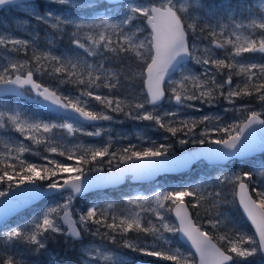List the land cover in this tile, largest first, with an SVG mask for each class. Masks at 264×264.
<instances>
[{
  "label": "snow or ice",
  "instance_id": "6c2138e0",
  "mask_svg": "<svg viewBox=\"0 0 264 264\" xmlns=\"http://www.w3.org/2000/svg\"><path fill=\"white\" fill-rule=\"evenodd\" d=\"M51 2L71 8L85 4L100 7L91 0L85 4L79 0ZM199 5L200 0H126L123 16L112 22L105 16L77 21L51 10L42 12L34 0H0V8H15L59 33L75 29L70 41L74 48L67 56L41 52L33 39L0 34V49L5 53L0 55V130L22 137L0 140V186H4L0 197L7 198L0 202V216L41 197H59L27 224L3 233L6 245L21 240L41 253L46 250L45 241L58 236H63L65 243L71 240L81 245L85 235L99 236L171 264H242L249 257L264 254V170L220 173L213 178L214 183L157 185L150 195L126 197L129 207L119 213L111 203H93L82 211L74 208L77 198L90 189L119 184L110 177L124 179L131 174L136 179L137 172L174 159V145L167 142L171 138L180 145L211 146V161L217 166L257 148L264 151V61L244 56L258 53L264 57V15L248 24L229 16V26L211 23L215 13L208 12L201 27L189 22L194 19L191 9ZM216 50L223 55H217ZM13 54L31 58H13ZM189 63L202 70L193 71ZM131 64L137 69L138 91L131 85L126 87L125 73ZM44 77L50 83H43ZM69 85L75 91H65ZM26 93L31 94L27 97L30 103L57 119H41L20 105L3 103L8 95L24 97ZM244 98H254L260 109L247 103L238 105L237 101ZM166 100L174 102L175 110L162 109ZM221 100L242 118L224 123L219 115H182L183 110L196 108L194 102L212 106ZM114 114L153 122L170 136L163 137L165 142L138 137L139 144L129 142L121 147L113 146L111 136L95 144L77 142L80 135L101 137L104 128L87 130L84 125L113 121ZM199 126L203 130L197 132ZM254 126L262 129L259 142ZM26 141L44 145L47 153L71 163L42 155ZM186 153L190 156L191 151ZM25 154L40 157L42 162H29ZM204 159L209 160L201 157L192 163ZM210 187L212 191H208ZM209 197L211 208L206 207ZM186 198L191 202L186 203ZM228 204L242 209L254 226L253 235L243 234L221 211ZM201 208L205 209L204 216ZM168 234L183 239L194 251L174 245ZM86 251L89 257H96L90 264H100L101 260L128 264L122 257L97 248ZM0 264L26 262L7 255Z\"/></svg>",
  "mask_w": 264,
  "mask_h": 264
},
{
  "label": "rangeland",
  "instance_id": "374dc122",
  "mask_svg": "<svg viewBox=\"0 0 264 264\" xmlns=\"http://www.w3.org/2000/svg\"><path fill=\"white\" fill-rule=\"evenodd\" d=\"M242 1L243 2H241L240 0H223V2H222L223 8L220 10H217L215 8L210 7L209 4H207L205 2V0H201L199 6L193 7L191 9V15L194 19L189 20V22L190 23H192V22L197 23V21L200 19L207 22V17L205 16V13H208V12L215 13V18H213L210 21L211 23L216 24L217 22H219L220 24L229 25V26H231V20L229 19V16L232 19H235L237 22L242 21L243 23L248 24L251 19H253V18L259 19L262 15H264V0H251V1H246V2H244V0H242ZM34 2L39 6V8L42 12L45 10H51L56 14H60L64 17H68V18H73V19H76L77 21L84 20V19H92L93 17H96V16H105L106 18L112 20V22L119 21V19L123 16L124 7L126 4V2L125 3H119L117 5H113L112 7H108L107 9H101V8H103V7H101V8H98L97 11L94 12V13H96L94 16L81 15V16L77 17L74 15L75 9H72L68 5H61L58 3H52L51 0H34ZM79 2H81L82 4H85V0H79ZM98 2L99 1L91 0V3H93V4L98 3ZM61 6H63L64 8H62ZM79 8H92V7L87 6L85 4V6H82ZM240 8H243V10H244L243 13L241 12ZM4 11L5 12L1 14V18H0V34H4V33L13 34L14 33L17 36H23L24 38L33 39L34 43L37 45L38 49L41 52L51 51L53 54H56V55L63 54L66 56L71 54L70 49H73L74 46L73 45L68 46L66 44H63L62 41L60 40L61 38L64 37V35H63L64 32L59 33L57 30L51 29L48 25L37 24V22L35 20H31L30 17H26L24 15V13L18 11L15 8L7 7ZM195 18H200V19L197 20ZM29 21H30V23H29ZM70 30L74 31L75 29L73 27V28H70ZM67 31H68V29H66V32ZM217 31H219V28H217ZM255 31H256L257 35L261 34L259 29H256ZM228 34H229V32L226 30L225 35H228ZM243 34L247 35L248 33L244 32ZM49 41H52L51 45L48 43ZM203 46L204 45L202 44L201 48H203ZM228 50L229 51L231 50L230 46H229ZM216 51H217V55H219V56L223 55L222 51H220V50H216ZM3 54H5L4 50L0 49V55H3ZM244 56L246 59H249L252 61H264V57H261L260 54H258V53H256V54L245 53ZM13 58H18V59L28 58V59H30L31 57H30V55L28 57H25V56H23V54L16 57L15 54H13ZM0 62H2V61H0ZM188 67L191 68L195 72H199L202 70L200 66H197L194 63H189ZM136 71H137V69H136L135 65L133 64L132 66L128 67V70L125 74L131 75V76H133V78L138 79V77H136L134 75V73ZM134 81H136V80H134ZM133 83H137V82H133ZM189 86H191V85H189ZM126 87H127V84H126ZM64 90L65 91H75V89H72L70 85L66 86V88ZM136 90L138 91L139 88H137ZM3 103H6L9 107H14L16 105H20L22 108L26 109L28 112L37 114V116L41 119H45V120L57 119L56 116L46 114L45 112H43L39 108H36L34 106H30L28 104H24L21 101H15V100H11L9 98H3ZM194 103L196 104V108L183 110V113H182L183 116L199 118L203 115H219L222 118L224 123H231L233 120H237V119L242 118L241 113L231 110L230 106L224 100H221L219 102V104L212 105V106L207 105V104H201L200 102H194ZM246 103L252 104L256 110L260 109V105L258 104V102H256L254 100V98H244L243 100L237 101L238 105L239 104H246ZM226 108L229 109L227 112L225 111ZM162 109L168 110V111L175 110L174 102L170 104L166 100L165 103L162 105ZM114 115H115V118L113 121H103V123H101V124L97 123L94 125H84V127L87 130H93L94 127L104 128L105 132L102 133L101 137H88V136L80 135L78 137L77 142H82L85 144H95V143H100L102 141H106L108 139V136H111L113 138V146L114 147H121V146L127 145L129 142H131L133 144H139L140 139H138V137H147V138H151L153 140H156L158 142H165L163 140V137L165 135L170 136V134L165 133L162 129H158L154 125L153 122L135 121V120H131V119H126L125 117H123L122 115H119V114H114ZM209 126H211V125H209ZM202 130H203V126H199L196 129L197 132H200ZM12 136H14L17 139H22V137H20L18 133L0 130V140H7L9 137H12ZM69 139H71V138H69ZM167 142L173 143L174 147H173L172 151L174 154L178 153L182 150L188 149V148H193V147L199 146V144H191V143H189L188 145H180V144L175 142V138H171ZM26 143H28L35 151H39L42 155H49L51 158H55V159L60 160L62 162L71 163L70 161H66L64 157H59V156H56L55 154L47 153L45 151L44 145H39V146L32 145L30 141H26ZM2 150H3V146H2V144H0V151H2ZM25 159H27L29 162H36V163L42 162L40 157L31 155V154H25ZM237 161L236 162L232 161L230 163V167H217V168L213 169V171L210 174L206 175L204 173H201V174H199V175H197V176H195L189 180H183V181L175 182V181H172L171 179H163V180L157 182L155 185L149 186V187L143 189L142 192L136 193L133 195H129V196L135 197L137 195H141V196L150 195L154 186H157V185H163L164 187H169V186H174L177 184H192V183H197V182L214 183L213 178L216 177L217 175H219L220 173L227 172V174H229L232 172L241 171L242 170V164L245 165L246 162H242V160L241 161L237 160ZM263 161H264V154L262 157L260 156L259 158H257V160L254 162V163H258V164H256V166H251V167L257 171L264 170V166L260 163ZM200 164H203V163H200ZM200 164H198V165H200ZM107 167L108 166L105 165L106 169H107ZM202 170L203 169H200L199 172H201ZM2 187H4V186H0V188H2ZM212 190L213 189L211 187L208 189V191H212ZM205 195H207V193H205ZM129 196H126V197H129ZM55 199H59V197L50 198V201L47 202L38 211H35L32 213L30 212L27 216H24V218H22L18 222L12 223L8 227L3 228L0 231V236L2 237V239H0V241L1 242L4 241L5 238H4L3 233H5L7 230H9L10 227L27 224L39 212H42L45 208H47L48 206L53 204ZM93 203L99 204L101 206H105L108 203L112 204V201H110V199H100V198L89 199L86 196L85 197H78L74 203V208L76 211L86 210V208ZM208 204H211V206H212V201H211L210 197L206 203V206ZM221 211H223V210L221 209ZM223 212L226 213L231 218L234 225L237 228H239V230L243 234L251 235L237 221H235L232 218L230 213H227L226 211H223ZM168 235L170 238H172L171 234H168ZM132 239H134V237H132ZM172 239H173L174 245L180 246V247H182V249H184L186 251H190L188 248L181 245V243L178 240H176L175 238H172ZM7 244H9V242ZM78 244H79V249L83 255L82 260H83L84 264H90V261H95V259H96L95 254H93L91 257H89V255L86 251V249H88V248L100 249L101 251L107 252L109 255L122 257L127 262L131 261V262H133V264H138L137 263L138 261H149L150 260L149 256H145V255H142V254L137 253V252H135L136 258H134V259L130 258L127 254L122 255L125 252L120 251L112 243L106 242V241L101 240V239H97V240L91 239L89 241L84 240L83 245H81L80 243H78ZM2 254L3 255L1 256V258H5L7 255H13L15 259L25 261L20 256V249L17 248L16 246H14V247L9 246L5 251L2 250ZM25 262H26V264H28L27 261H25ZM100 264H111V262L110 261L106 262V261L101 260ZM242 264H264V257L262 254L259 255V253H258L257 255H255L253 257L247 258L245 261L242 262Z\"/></svg>",
  "mask_w": 264,
  "mask_h": 264
},
{
  "label": "trees",
  "instance_id": "16d2710c",
  "mask_svg": "<svg viewBox=\"0 0 264 264\" xmlns=\"http://www.w3.org/2000/svg\"><path fill=\"white\" fill-rule=\"evenodd\" d=\"M207 4H209L210 7L215 8L217 10H220L223 8V0H206L205 1ZM100 7H103L101 9H107L109 6L105 3V2H99ZM216 6V7H215ZM62 8H64L63 6H61ZM75 9L74 15L75 16H81V15H85V16H94L96 13H94L95 11H97V8H72ZM199 26H203V24L205 23L204 20L200 19L197 21ZM71 32H73V30H70V28H68V31L64 32L63 35L64 37L61 38L60 40L62 41L63 44L66 45H71L70 41H71ZM133 64H131L130 66H132ZM115 66V65H114ZM128 66V67H130ZM127 86L131 85L133 88L137 89L139 88V79H135L133 78V76L131 75H127ZM37 79H40L39 77H37ZM123 79V77H122ZM136 80V81H134ZM43 83L48 84L50 83L49 79L47 77H44L42 80ZM133 82H137V83H133ZM263 155H261L262 157ZM259 156H253V157H249L246 158L244 161L242 162H246V164H242V170L243 171H252L254 170L251 166H256V164L258 163H254L257 158H259ZM236 162V161H235ZM238 162V161H237ZM264 162V161H263ZM263 162H260L262 165L264 164ZM226 167H230V165L226 166ZM216 167H210L207 164L203 163L200 165H196L194 166V169L191 170L190 172H187L185 174H181V175H174V174H170V175H165L162 176L161 178H159L156 181L151 182V184H138V183H126L124 186H122L119 189H115L112 191H103V192H96L93 193L92 196H90L91 198L89 199H95V198H100V199H110V201H112V204L114 205V211L119 213L121 210H124L126 208H128L129 206L126 204L125 202V197L129 196V195H133L135 193H139L141 191H143L144 188H147L151 185H155L157 182L163 180V179H171L172 181L175 182H179V181H183V180H189L201 173L204 174H210L213 169H215ZM200 169H203L201 172H199ZM224 174H227V172H223ZM231 197H229L230 199ZM186 200L188 201V203L191 202L190 198H186ZM50 199H46L43 200L40 204L35 205L33 208L27 210L24 213H21L20 215H18L14 220H12L11 222H9L10 224L12 223H16L19 220H21L22 218H24V216H27L30 212H35L38 211L39 209H41L47 202H49ZM206 207L211 208V204H208ZM221 209L223 211H226L227 213H230V215L232 216V218L237 221L247 232H249L251 235H253V231L252 228L250 227V225L248 224V222L246 221L245 217L243 216L242 212L240 211L239 207L233 204H228L226 206H222ZM201 216L205 215V209L201 208L199 209ZM193 216L195 218V213L193 212ZM0 239H2V237L0 236ZM85 240L89 241L91 239L97 240V239H101L104 240L106 242H110L109 240L103 239L99 236L97 237H92V236H88L85 235ZM177 240V237L175 238ZM65 238L63 236H58L55 238V240L52 239H48L45 241L47 247L45 251H42L41 253H36L35 251L32 250L33 246L21 241V240H17V241H13L10 242V244H5L4 241H0V254H2V250L5 251L9 246H16L17 248L20 249V256L22 257V259H24L25 261H27L28 264H84L83 260H82V255L78 246V243L73 244L71 240L68 241V243H65ZM115 247H117L120 251L125 252L130 258L134 259L136 258V253L127 249L122 248L121 243L118 241L116 244H113ZM259 255H261V253H259ZM3 258H1L0 256V260H2ZM151 261H156L159 263H163V264H171V262H167V261H162L159 260L158 258H154V257H150ZM128 264H133V262L128 261Z\"/></svg>",
  "mask_w": 264,
  "mask_h": 264
},
{
  "label": "water",
  "instance_id": "95a60500",
  "mask_svg": "<svg viewBox=\"0 0 264 264\" xmlns=\"http://www.w3.org/2000/svg\"><path fill=\"white\" fill-rule=\"evenodd\" d=\"M105 1L108 4H110V5L118 4V3H121V2H126V0H105ZM5 7H7V6H3L2 8H0V11L2 9H4ZM8 96H14V97H17V98H19L21 100H25L26 102L30 103L28 101V99H27V97L30 96V94H27V93L25 94L24 97H18L16 95H8ZM31 104H34V103H31ZM45 111L49 112L47 110H45ZM101 122H95V124L101 123ZM88 125H93V124L89 123ZM254 129H255L254 134L257 136V141L259 142V136H260V134L262 132L261 126H254ZM189 151H191L190 156H189V154L186 153V152H189ZM263 152L264 151H262L259 148H257L254 152L245 154L244 157H236V158H232L230 160L221 161V162H219V166H224V165L228 164L233 159H245V158H249V157L255 156L257 154L263 153ZM212 155H213L212 147L207 145V144H204V145H200L198 147L185 149V150H183V151H181L179 153H176L174 159H169L167 162H165L163 164H159V165L149 169L147 172H137L136 176L138 178H136V179H133L131 174H129L128 176H129L130 181L133 182V183H150V182H153V181L157 180L160 175H164V174H181V173L188 172L189 170L192 169V167H193V165L195 163L200 161V160H197V161H194L192 163V161L197 159V158L208 157L209 160L205 159L206 163L209 164V165L217 166L216 162L211 161ZM164 172H167V173H164ZM128 176H126L124 179H121L119 177H110L109 178L110 180H112L113 182L119 181V184L106 185V186H104L102 188H99V189L93 188V189H90L88 192L81 194V196L85 195V194H89V193L94 192V191H98V190H105V189H110V188H118V187H120L121 185H123L126 182ZM9 195H11V194H9ZM6 199L7 198H5V197H0V202L5 201ZM43 199H45V198L41 197V198H39L37 200L29 202L28 204H25V205H22V206H20L18 208L13 209L7 215L0 216V227L4 226L9 220H11L14 217H16L19 213L31 208L33 205L39 203ZM186 203H188V202L186 201ZM2 210H3V204L0 203V211H2ZM240 210L243 213L242 209H240ZM190 211H191V209H190ZM243 215H244L245 219L247 220V222L249 223V225L251 226V228L253 229V232H254V226L247 219L246 214L243 213ZM179 240L185 246H187L191 251H194V249L190 248L189 244L186 243L183 239L179 238ZM146 264H161V263L148 262Z\"/></svg>",
  "mask_w": 264,
  "mask_h": 264
},
{
  "label": "bare ground",
  "instance_id": "6f19581e",
  "mask_svg": "<svg viewBox=\"0 0 264 264\" xmlns=\"http://www.w3.org/2000/svg\"><path fill=\"white\" fill-rule=\"evenodd\" d=\"M165 175H170V174L160 175L159 178H161L162 176H165ZM159 178H158V179H159ZM158 179H157V180H158ZM155 181H156V180H155ZM150 183H151V182H150ZM138 184H141V183H138ZM86 195H87V194H86ZM242 214H243V213H242ZM243 216H244V215H243ZM246 221H247V220H246ZM248 224H249V223H248ZM250 227H251V226H250ZM252 230H253V229H252Z\"/></svg>",
  "mask_w": 264,
  "mask_h": 264
},
{
  "label": "flooded vegetation",
  "instance_id": "af4514ba",
  "mask_svg": "<svg viewBox=\"0 0 264 264\" xmlns=\"http://www.w3.org/2000/svg\"><path fill=\"white\" fill-rule=\"evenodd\" d=\"M249 1H251V0H249Z\"/></svg>",
  "mask_w": 264,
  "mask_h": 264
}]
</instances>
